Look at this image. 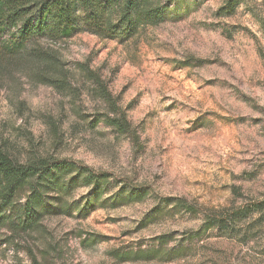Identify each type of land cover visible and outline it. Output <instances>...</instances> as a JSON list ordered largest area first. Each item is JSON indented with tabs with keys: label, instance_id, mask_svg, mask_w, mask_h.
<instances>
[{
	"label": "rangeland",
	"instance_id": "obj_1",
	"mask_svg": "<svg viewBox=\"0 0 264 264\" xmlns=\"http://www.w3.org/2000/svg\"><path fill=\"white\" fill-rule=\"evenodd\" d=\"M177 1L180 19L127 43L87 33L60 43L63 91L0 68V145L11 158L78 161L148 191L86 218L45 219L0 244V264H264V0H235L230 16V0ZM80 65L117 100L137 145L104 125ZM175 200L226 223L202 232V215ZM141 251L157 259L122 261Z\"/></svg>",
	"mask_w": 264,
	"mask_h": 264
},
{
	"label": "trees",
	"instance_id": "obj_2",
	"mask_svg": "<svg viewBox=\"0 0 264 264\" xmlns=\"http://www.w3.org/2000/svg\"><path fill=\"white\" fill-rule=\"evenodd\" d=\"M237 3L227 1L221 10L230 16ZM181 6L177 0H0V68H20L31 80L63 91L69 76L58 49L60 43L81 33L100 41L127 43L147 28L180 19ZM79 67L105 109L101 113L104 125L137 145L139 136L117 100L96 74ZM82 189L86 194L76 199L75 193ZM147 193L143 187L78 161L34 154L20 162L0 145V233H4L0 244L13 245L17 237L34 232L45 219L86 218L94 207L138 203ZM171 201L164 199L166 204ZM174 205L200 213L202 232L220 229L227 220L213 209L197 208L181 200H175ZM155 259L156 252L141 251L122 261Z\"/></svg>",
	"mask_w": 264,
	"mask_h": 264
}]
</instances>
